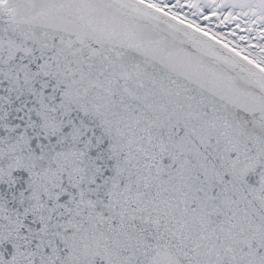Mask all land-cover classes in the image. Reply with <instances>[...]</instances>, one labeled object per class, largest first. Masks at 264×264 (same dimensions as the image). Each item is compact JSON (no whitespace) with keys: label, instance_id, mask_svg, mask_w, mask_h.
I'll use <instances>...</instances> for the list:
<instances>
[{"label":"snow or ice","instance_id":"1","mask_svg":"<svg viewBox=\"0 0 264 264\" xmlns=\"http://www.w3.org/2000/svg\"><path fill=\"white\" fill-rule=\"evenodd\" d=\"M0 264H264V0H0Z\"/></svg>","mask_w":264,"mask_h":264}]
</instances>
